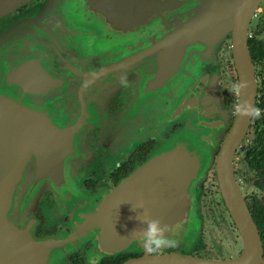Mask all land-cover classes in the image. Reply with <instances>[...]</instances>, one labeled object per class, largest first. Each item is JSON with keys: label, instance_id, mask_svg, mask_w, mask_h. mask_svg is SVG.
<instances>
[{"label": "water", "instance_id": "1", "mask_svg": "<svg viewBox=\"0 0 264 264\" xmlns=\"http://www.w3.org/2000/svg\"><path fill=\"white\" fill-rule=\"evenodd\" d=\"M33 0H0V21L16 13ZM262 0H47L37 11L0 26V222L7 211L16 203L17 185L21 178H26L29 165L35 164L36 171L32 176L38 178V187L42 178L48 180L41 187L54 191L55 198L63 205V192L56 188L55 182L63 184L69 179L71 193L78 195L76 201L81 202L83 209L77 208L72 221L71 253L79 251L86 241L92 240L99 245L104 254L127 252V246L141 238L140 230L147 225L136 219L137 215L148 210L151 219L165 207L181 205L175 215L181 221L182 227L188 229L193 224H199L195 204L201 184L206 179L210 168L212 149L220 140L221 129L227 123L225 111L220 108L217 95L214 97L215 120L206 127L203 135L197 129L188 127L177 135L173 142H165L148 161L124 179L115 189H99L95 195L90 194L75 176L78 169L93 161L92 153L86 146L90 131L96 129L104 121L109 104H102L103 99L115 100L125 97L128 88L143 90L147 86L143 82L144 64L147 62L146 31L152 28H166L169 33L166 41L173 44L167 46L161 57L167 68L162 72L163 87H171L167 78L169 70L177 71L181 53L185 44L192 42L193 28H211L214 37L231 31L233 34V52L235 65L241 81H247L248 86L240 94L239 104L248 102L255 107L257 96V81L247 42V33L255 7ZM91 14L92 19H86L85 14ZM96 19L100 28H131L134 33V61L132 65L117 66L116 78L101 75L90 77L92 71L85 70L86 55L76 56L72 51L65 55L67 67L61 66L58 59L60 52H55V59L41 61L28 49L24 52L26 42L33 40L52 41L50 38H34L37 32L45 33V28H95ZM67 23V24H66ZM83 26V24H85ZM87 23H90L87 25ZM52 33L53 30H48ZM212 34V33H211ZM48 36V33L46 32ZM216 41V40H215ZM143 42L145 45H143ZM85 60H83V58ZM217 63V62H216ZM129 66L134 69L129 68ZM46 67H50L47 70ZM106 68L99 70L104 72ZM51 73L55 79V89L60 94L55 99H62L65 107L55 108L51 113L46 109L31 108L15 95L9 86L18 82L20 73ZM134 75L128 81L124 75ZM104 74V73H103ZM50 76V75H49ZM218 70L209 71L205 79L209 91V99L217 92ZM41 82V81H40ZM134 82L136 84H134ZM9 85V86H8ZM185 90V89H184ZM65 91V92H63ZM110 93V95H107ZM118 93V95H117ZM184 103L185 96L183 97ZM110 103V102H109ZM103 107V109H101ZM67 124L64 127L63 121ZM127 120V111L119 113L115 119ZM114 120V119H113ZM252 117L241 118L237 115L233 132L228 136L225 147L218 158L217 174L220 187L227 202L233 204L236 218L244 224H252L250 215H246L244 206L237 202L244 200L233 178L232 157L234 149L244 137ZM46 127L51 134L49 159H33L29 152L35 151L41 139V128ZM111 128V123H106ZM214 124V125H213ZM214 129V130H213ZM184 146L188 155L189 167L183 168L177 157ZM67 158V159H66ZM65 159L70 162L65 166ZM82 164V165H80ZM80 165V166H79ZM20 170L22 173H20ZM47 176L43 175V171ZM65 173V174H64ZM186 173V174H185ZM67 176V177H66ZM36 188V187H35ZM143 207H140V205ZM76 207V204L72 206ZM175 213V212H174ZM173 215V214H172ZM170 215V216H172ZM168 222L171 227L172 221ZM159 219V218H158ZM91 227L88 228V225ZM200 227L194 230V235L200 236ZM254 224V223H253ZM101 228L98 236L95 231ZM137 230V231H135ZM167 236L172 238V236ZM197 237V238H198ZM245 237L252 250L260 248L261 241L257 230H246ZM257 237L259 242H257ZM100 240V241H99ZM123 264H204L190 256L168 254L158 257L144 256ZM212 264V263H206Z\"/></svg>", "mask_w": 264, "mask_h": 264}, {"label": "flooded vegetation", "instance_id": "2", "mask_svg": "<svg viewBox=\"0 0 264 264\" xmlns=\"http://www.w3.org/2000/svg\"><path fill=\"white\" fill-rule=\"evenodd\" d=\"M46 1L33 0L1 20L0 26L37 11ZM84 16L85 21L92 19L91 14ZM87 25L90 27L91 24ZM100 26L96 19L95 28L92 25L91 28L65 30L45 28L44 34L37 32L33 37H52V41L33 40L26 42L22 49L24 52L31 50L41 61L54 60L55 52H60L62 55L58 59L64 67H67L64 60L68 52L72 51L76 59L80 54L86 55L87 61L83 65L85 70L92 71L91 78L99 73L116 78L119 64H133L134 44H138V41H135L131 28L126 30ZM146 29L143 36L146 37L147 62L144 64L143 82L147 87L143 90L128 88L125 97L117 100L113 98L107 107L108 112L103 116L104 121L89 132L86 146L92 153L93 161L79 168L81 185L92 195L102 186H106V190H113L148 161L160 150L163 142L169 141L173 135L188 127L197 129L203 135L207 134L206 127L215 120L214 102H211L215 95L220 108L226 113L227 123L221 129L220 140L201 188L202 194L195 204L196 214L202 223L196 242L186 249L184 246L166 248L156 255H148L146 252H114L106 254L95 264H123L144 256L158 257L174 253L190 256L204 264H264V120H260L264 116V0L255 7L247 33L258 86L255 107L260 109L261 116L259 119L252 118L232 157L233 178L244 198L237 205L244 206L243 212L251 216L254 224L246 225L236 218V211L232 209L234 205L226 201L217 174L218 158L235 127L237 115L234 114V106L239 105L240 101L239 93L228 91L229 85L240 83L234 62L232 32L227 31L215 38L211 28H193L192 42L178 50L181 55H177V71L169 70L167 78L175 79L174 83H170L171 87H163L167 79L162 80V72L167 67L162 64L161 55L173 42L166 41L170 33L165 31L166 28ZM48 30L53 32L49 33ZM102 68L107 70L100 72ZM129 68L134 69L132 66ZM215 68L218 70L217 92L209 99L210 90L205 79L209 71ZM48 74L50 76L39 72L20 73L17 74L18 82L8 86L33 111L46 109L45 112L50 114L52 109L64 108L65 104L62 99H55V95L62 90L55 89L54 75ZM124 76L129 81L134 75L129 73ZM100 103L106 105V99ZM126 111L127 120L115 119L119 113L122 115ZM65 118L62 122L64 127L67 124ZM40 122L44 127L45 123ZM108 122L111 128L106 124ZM117 126L129 128L122 132L128 143L120 156L117 150H112L117 142ZM40 131L42 136L36 143L35 151L31 147L28 152L32 155L31 160L38 156L49 159V154H52L51 134L47 128H41ZM35 171V164L28 166L26 178H21L17 185L16 203L0 222V264H39L36 257L45 245L52 246L51 251L55 250L62 255V264H87L86 253L94 249V242H85L74 254L63 251L65 244L70 243L72 221L79 207H74L72 212L64 206L62 208L56 202L54 192L48 187H41L48 180L47 177L42 178L38 187V178L32 177ZM43 175L47 176V173L43 171ZM254 226L261 241V250L257 248L255 251L245 237V231L254 230ZM259 239L257 237V242Z\"/></svg>", "mask_w": 264, "mask_h": 264}, {"label": "rangeland", "instance_id": "3", "mask_svg": "<svg viewBox=\"0 0 264 264\" xmlns=\"http://www.w3.org/2000/svg\"><path fill=\"white\" fill-rule=\"evenodd\" d=\"M108 95H110V93H107L106 97ZM109 102H110L109 99H107L106 100V104H109ZM115 129L117 131V136H116L117 142L113 145L112 150L113 149L117 150L118 151L117 155L120 156L121 153L123 152V149L125 148L126 144L128 143V140L123 137V133L122 132H124L123 131L124 129L128 131L129 128L127 126L124 127V128L121 127V126H117ZM178 134L179 133L173 135L172 138L169 141H167V142H169V143L173 142L175 139H177L176 137H177ZM164 144L165 143L163 142V145ZM216 147H217V145L214 146L213 149H212L213 155H214ZM185 149L186 148L184 146H182L180 148V151H184ZM66 159H65V166L67 167V165L69 164V167H70V162H67ZM174 159H177L180 162V164H181V166L183 168L188 169V167H189V163H188L189 159H188V155L185 154V151L181 152ZM80 165H82V164H80ZM206 178H207V176H206ZM75 179H76L77 183L79 181H81V173L79 172V169H78L77 175L75 176ZM204 181H203V183H204ZM69 183H70V180L67 179V178H66V180H64L63 184H60L61 186L63 185V187H60L58 185V183L55 182L56 188H59V189H61L63 191L61 193L63 194V196H62L63 200L62 201H63L64 208H67L69 211L72 212L73 209H74L72 206L74 204H76V207H79V209H83L84 207L81 206V202L78 201L79 199L76 201V199L78 197L77 193L75 195L74 193L70 192L69 188H67L69 186ZM203 183L201 184L197 200L200 197V195L202 194L201 188H202ZM100 189H106V186H102ZM54 195H56V194L54 193ZM56 202L63 208V206L61 205V201L56 199ZM180 209H181V205H174V206H172L170 208L165 207L162 212H157V215L155 216L154 219L159 220L162 225L163 224L168 225V222L170 221L169 220L170 217L173 216V218L171 219L172 225H171V227H169V231L166 232V233H168V235L172 236V238H174V239H176L178 241L176 247L184 246V249H186V248L191 247L192 243H195L196 240L198 239L197 238L198 235H194L192 232L194 230H196L198 227H200V219H199V224L198 223L197 224H193L189 229L187 227H182L181 221H179L175 217V215L177 214V212ZM170 215H172V216H170ZM89 227H91V224L88 225V228ZM201 228H202V224H201ZM100 232H101V228L98 227V229H96V231H95V236H98ZM89 241H92V240H89ZM92 242H94V241H92ZM98 247H99V245L95 243L94 249H92L90 252L86 253V260L88 261L87 264H95L96 261H99L102 257L105 256L104 252H101V249L98 248ZM70 248H71V243H66L65 246H64L63 251L65 253H67V254L68 253L69 254H74L75 252H78L76 250L73 253H71ZM127 248H128L127 249L128 252L129 251L130 252H138V253L145 252L144 247H143V243H142V238L131 242L127 246ZM172 248H175V247H172ZM51 250H52V246L45 245V248L42 251H40L39 254H37L36 258H38L39 264H62V261H61V258H60V256H62V255L59 254L58 252H55V250L54 251H51ZM65 253H62V254L66 255ZM51 254H53V255H51Z\"/></svg>", "mask_w": 264, "mask_h": 264}, {"label": "clouds", "instance_id": "4", "mask_svg": "<svg viewBox=\"0 0 264 264\" xmlns=\"http://www.w3.org/2000/svg\"><path fill=\"white\" fill-rule=\"evenodd\" d=\"M247 86V81H241L239 84L229 85L228 91L239 93L243 89H246ZM234 114L241 118L250 116L254 119H259L261 111L259 108L248 104V102H243L234 106ZM140 207H143V205L141 204ZM136 219L140 221V223L147 225L146 228L140 230V233L144 250L148 255H156L166 248L177 246L178 241L166 235V232L169 231V226L166 224L162 225L157 219H151L147 209H145L143 213L138 214Z\"/></svg>", "mask_w": 264, "mask_h": 264}, {"label": "trees", "instance_id": "5", "mask_svg": "<svg viewBox=\"0 0 264 264\" xmlns=\"http://www.w3.org/2000/svg\"><path fill=\"white\" fill-rule=\"evenodd\" d=\"M260 120H264V116H263V118H262V119H260Z\"/></svg>", "mask_w": 264, "mask_h": 264}]
</instances>
